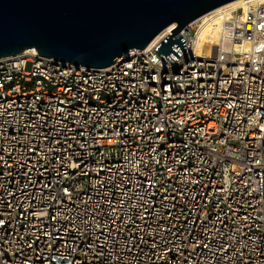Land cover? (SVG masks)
<instances>
[{
	"label": "built area",
	"instance_id": "1",
	"mask_svg": "<svg viewBox=\"0 0 264 264\" xmlns=\"http://www.w3.org/2000/svg\"><path fill=\"white\" fill-rule=\"evenodd\" d=\"M173 28L105 68L0 58V264H264V0L166 63Z\"/></svg>",
	"mask_w": 264,
	"mask_h": 264
},
{
	"label": "water",
	"instance_id": "2",
	"mask_svg": "<svg viewBox=\"0 0 264 264\" xmlns=\"http://www.w3.org/2000/svg\"><path fill=\"white\" fill-rule=\"evenodd\" d=\"M230 1L0 0V58L33 48L75 67L105 68L174 25L154 49L169 63L184 50L181 30Z\"/></svg>",
	"mask_w": 264,
	"mask_h": 264
},
{
	"label": "bare ground",
	"instance_id": "3",
	"mask_svg": "<svg viewBox=\"0 0 264 264\" xmlns=\"http://www.w3.org/2000/svg\"><path fill=\"white\" fill-rule=\"evenodd\" d=\"M245 0H233V1H230L228 3H225L224 5L218 7L217 9H220V8H228V7H237L239 5H241ZM174 25H171L170 27H173ZM204 34L202 35V40H204V38H209V39H212V40H215L216 38V30L215 28L213 27H209L208 29H206V31L203 32ZM207 36V37H205Z\"/></svg>",
	"mask_w": 264,
	"mask_h": 264
}]
</instances>
